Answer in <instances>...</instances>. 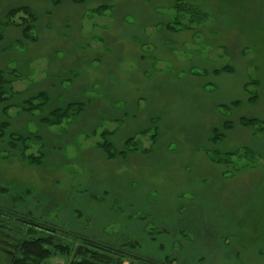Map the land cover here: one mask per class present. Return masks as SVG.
I'll use <instances>...</instances> for the list:
<instances>
[{
    "label": "rangeland",
    "instance_id": "rangeland-1",
    "mask_svg": "<svg viewBox=\"0 0 264 264\" xmlns=\"http://www.w3.org/2000/svg\"><path fill=\"white\" fill-rule=\"evenodd\" d=\"M175 1L0 0V19L22 5L39 17L37 42L18 27L0 42L5 95L17 104L0 103V122L24 135L0 140V200L115 246L138 241L152 259L264 264V131L241 124L264 120V0H181L206 17L169 30ZM40 91L43 110L18 106ZM76 101L80 115L40 123ZM108 142L127 153L108 158ZM0 264H10L2 253Z\"/></svg>",
    "mask_w": 264,
    "mask_h": 264
},
{
    "label": "trees",
    "instance_id": "trees-1",
    "mask_svg": "<svg viewBox=\"0 0 264 264\" xmlns=\"http://www.w3.org/2000/svg\"><path fill=\"white\" fill-rule=\"evenodd\" d=\"M73 4L79 5L89 0H71ZM54 6H59L62 0H51ZM174 7L177 15L172 23L165 27L169 30L191 29L189 23H194L199 17L201 21L206 14L189 3L176 0ZM189 17L188 20L184 18ZM38 14L28 5H22L11 8L0 19V42L5 38V30L10 27L21 28L22 38L25 41L37 42V36L33 35L38 23ZM177 26H173L172 24ZM8 80L5 79L3 73H0V103H6L4 111H7L14 105L7 101L8 96L5 95ZM258 85L257 81L249 83L250 85ZM248 101L255 103L258 99V92L249 91ZM49 94L46 91H40L37 94L26 98L18 106L26 113H32L37 110H43L49 102ZM84 102H69L65 106L54 108L48 113L39 117V121L43 125L58 126L62 122L71 117L78 116L85 109ZM230 121L225 123V130L232 127ZM241 124L246 128H254L256 132L264 131V120L256 117H243ZM9 123L7 121L0 122V140L5 137H13L23 140L24 135L8 131ZM211 138L212 142H218L221 136H224L221 130L215 128ZM134 137H130V142ZM13 144V143H12ZM101 147L107 153L108 158H114L127 153L126 150L117 151L112 143H102ZM217 150L212 151V155L217 159ZM24 159H28L31 163L35 159L30 160L24 151L22 153ZM228 156H240L238 150L227 153ZM253 154H250V156ZM219 157V156H218ZM38 161V160H37ZM1 199V198H0ZM14 203L18 201L17 197L13 199ZM15 215L16 222H11L12 216ZM6 219H9L6 223ZM10 221V222H9ZM139 245L138 241H125L119 245H113L98 239H92L78 232L64 230L60 225L52 224L43 218L34 216L31 212H22L16 206L9 205L6 200H0V253L8 257L10 264H51L50 262L56 258L64 260V264H179L177 259L172 255H166L164 259H152L138 254L135 250ZM164 249L162 245L160 247ZM204 258V257H203Z\"/></svg>",
    "mask_w": 264,
    "mask_h": 264
}]
</instances>
